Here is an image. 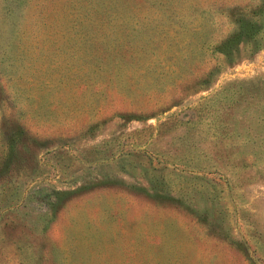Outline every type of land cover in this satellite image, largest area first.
Returning <instances> with one entry per match:
<instances>
[{"label": "rangeland", "instance_id": "obj_1", "mask_svg": "<svg viewBox=\"0 0 264 264\" xmlns=\"http://www.w3.org/2000/svg\"><path fill=\"white\" fill-rule=\"evenodd\" d=\"M0 264H264V0H0Z\"/></svg>", "mask_w": 264, "mask_h": 264}]
</instances>
